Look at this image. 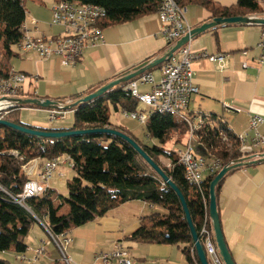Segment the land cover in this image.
Here are the masks:
<instances>
[{
    "label": "crops",
    "instance_id": "obj_1",
    "mask_svg": "<svg viewBox=\"0 0 264 264\" xmlns=\"http://www.w3.org/2000/svg\"><path fill=\"white\" fill-rule=\"evenodd\" d=\"M28 1L25 25L31 35L56 36L63 32V27L51 23L52 5L56 0H32L29 4ZM214 1L224 6L237 2ZM262 4L264 6V1ZM250 15L264 16V13ZM32 17L37 19V24L32 23ZM187 19L194 28L210 21L212 12L201 5L190 4ZM160 30L161 21L156 11L130 21L104 26V40L99 45L86 47L76 65H62L58 56L41 57L35 50L22 53L19 46H16L8 66L28 75L24 97L70 103L132 71L142 62L167 52L172 46ZM263 31L260 24L219 25L203 31L190 41L192 52L198 54L193 66L194 82L199 92L192 97L187 115L193 114L198 119L215 115L217 122L223 121L237 136L243 135L246 138L243 132L252 133L249 128L251 116L259 114L264 117V62H258ZM211 55H223L224 59L213 61ZM2 56L3 51L0 50ZM244 62L249 66L244 67ZM161 65L151 70L157 80L161 76ZM139 90L149 92L151 85H140ZM139 104L137 110H148L143 103L145 108L140 109ZM227 105L241 110L228 109ZM50 109L22 106L14 111V117L39 128L70 125H51ZM60 120L63 119L54 122ZM112 126L138 139L127 128L115 123ZM259 130L264 134V123ZM243 146L242 151L249 154L250 147L246 142ZM183 147L179 146L178 150ZM218 208L222 229L236 264H264V161L248 162L225 175L218 196ZM159 210L163 209L143 200L127 201L73 228L72 241L67 246L71 264H98L95 253L111 250L117 241H121L130 251L133 264H199L196 259H187L182 250L183 245L149 243L128 238L139 227L143 216ZM27 237H30L26 241L30 248L48 241L44 222L38 220ZM10 252L15 263L20 264L16 253L12 250ZM27 254L33 256L34 253L29 250ZM35 264L65 263L58 248L49 244L46 253Z\"/></svg>",
    "mask_w": 264,
    "mask_h": 264
},
{
    "label": "trees",
    "instance_id": "obj_2",
    "mask_svg": "<svg viewBox=\"0 0 264 264\" xmlns=\"http://www.w3.org/2000/svg\"><path fill=\"white\" fill-rule=\"evenodd\" d=\"M27 0H0V41L3 42V56L0 57V76L8 74V61L14 55L23 36ZM59 1V0H56ZM92 3L103 6L107 19L101 26L126 22L142 15L158 11L161 0H67ZM181 5L198 4L212 12L214 17H231L264 13V0H237L230 6L220 5L214 0H176ZM264 28V25H262ZM160 66V65H158ZM150 69L149 71H151ZM123 82L90 102L74 107L70 125L59 128H39L14 117L15 106L3 118L39 129L72 130L112 126L111 106L119 111H134L140 103ZM146 132L153 144H145L133 138L165 170L181 189L187 201L195 228L203 241V228L214 231L209 213L210 183L220 171L207 173L201 185L192 183L186 177V170L179 163L176 147L185 144L188 121L180 114L149 113ZM189 118V115H187ZM203 119V118H202ZM215 121V122H213ZM196 131L198 146L209 158L221 160L223 166L243 157V145L223 121H216L215 115L205 117ZM113 127V126H112ZM117 128L118 127H114ZM228 139L229 141H226ZM108 141V144L104 142ZM173 147L168 148L167 145ZM232 144V145H231ZM74 162L75 176L68 184L69 194L63 202L69 207L67 213H60L55 199L61 197L52 188L39 196L29 197L25 204L13 197L22 193L29 177L23 165L32 158L52 159L62 155ZM23 157V159H22ZM161 157L170 161V167L163 165ZM225 177V176H224ZM223 179L216 187L217 200ZM132 200H143L163 210L143 216L139 227L128 236L133 240L149 243L183 245L188 260H200L194 247L190 226L181 200L175 190L161 179L156 171L127 141L107 133H90L45 138L30 135L11 127L0 125V252H26V238L32 226L41 220L53 234L82 226L110 209ZM0 264H14L0 257Z\"/></svg>",
    "mask_w": 264,
    "mask_h": 264
},
{
    "label": "built area",
    "instance_id": "obj_3",
    "mask_svg": "<svg viewBox=\"0 0 264 264\" xmlns=\"http://www.w3.org/2000/svg\"><path fill=\"white\" fill-rule=\"evenodd\" d=\"M187 13L188 8L176 0H162V12L159 15L160 33L169 45L173 46L181 37L191 31L192 27L187 19ZM106 19L107 11L101 5L67 0L55 1L52 5L51 23L63 27V32L56 36L34 37L29 33L24 21V32L19 43L20 51L25 53L29 50H35L41 57L58 56L62 65H76L86 47L99 45L104 40V34L96 32V25ZM31 21L33 24L38 22L33 17ZM189 43L182 45L162 63L161 76L158 80L149 70L130 80L127 89L135 99L145 104L148 110L126 111L127 116L142 122L144 114L154 109L185 108L188 110L192 97L199 92L194 82L193 66L198 54L192 52ZM259 46L261 56L258 62L263 63L264 31L261 34ZM210 59L223 61L224 56L211 55ZM243 66L248 67L249 64L244 62ZM27 80L28 75L26 73L14 68H11L7 75L0 76V115L8 113L15 106H20L9 98L24 97ZM143 84L151 85V90L140 92L139 86ZM227 108L241 110L232 105H227ZM71 111L63 108L50 109L49 118L51 121L56 119L69 120L71 119ZM263 123V116L259 114L251 116L249 128L252 133L243 132L246 134V145L250 147L251 152L249 154L243 152L241 159L247 162L264 159V134L259 130ZM187 125L189 129L184 147L178 150L179 163L184 167V170H191V176L197 178L198 185H201L205 174L220 170L223 164L221 160L209 159L204 153H201L198 138L194 136V126H198V118L189 114ZM60 157L42 162L33 159L25 163L23 170L29 180L25 183L22 193L13 198L17 202L25 204L28 195L43 194L49 188L48 181L61 163ZM239 160H234L233 163ZM66 161L74 167V162L69 156ZM60 174L63 175V173ZM44 227L49 235L48 241L35 248L27 247L26 252L18 253L16 258L19 263L35 264L39 257L46 253L47 245L54 244L61 254L62 261L65 264H71L72 259L67 254V246L72 241L71 230H66L61 234H53L46 224ZM202 234V242L209 260L213 264H224L210 229L203 228ZM29 250L33 251V256L27 254ZM95 261L98 264H133L130 251L121 241L115 242L109 251L96 252Z\"/></svg>",
    "mask_w": 264,
    "mask_h": 264
},
{
    "label": "water",
    "instance_id": "obj_4",
    "mask_svg": "<svg viewBox=\"0 0 264 264\" xmlns=\"http://www.w3.org/2000/svg\"><path fill=\"white\" fill-rule=\"evenodd\" d=\"M227 24H260L264 25V16H257V15H237V16H231V17H214L210 21L204 22L201 25L194 27L191 29V31L187 34H185L183 37H181L175 45H173L167 52H165L163 55L156 57L151 60H146L142 62L141 64L137 65L132 71H129L125 73L124 75L113 79L112 81H109L108 83L102 85L95 91L78 98L77 100L70 102V103H64V101H55L52 99H40L37 97H13L9 98V100H12L14 102H17L18 105H35L37 107H43V108H63L66 110H71L74 107L78 106L81 103L90 102L94 100L97 97L102 96L104 93H106L111 88L123 83L127 82L131 79H134L135 77L139 76L140 74L160 65L164 61H166L170 56L173 55V53L180 48L182 45L189 43L196 35L202 33L203 31L219 26V25H227ZM0 125H5L8 127H11L13 129L19 130L21 132L35 135L38 137H45V138H61L65 136H72V135H80V134H90V133H107L116 135L118 137H121L125 141H127L132 147L135 148V150L145 159V161L156 171V173L161 177L163 181H165L167 184H169L177 193L179 196L181 203L183 205L186 219L188 221V224L191 229L193 241H194V247L197 251V255L199 257L201 264H211L208 255L206 253L205 247L203 242L201 241L199 237V233L197 229L195 228L191 214L189 211V207L187 204V201L185 199V196L183 195L181 189L178 187V185L171 179V177L165 172V170L143 149V147L129 134L125 133L124 131L111 127V126H105V127H93V128H85V129H72V130H47V129H39V128H32L28 127L13 121H10L5 118L0 117ZM199 149L201 153H204L201 145H199ZM264 159L259 160H252L249 161L250 163H258L263 162ZM248 162L244 159H240L239 161L223 166L220 171L216 174L214 179L210 183L209 193H210V205H209V213L210 218L212 222V227L214 231V237L215 242L219 251V254L224 262V264H236L233 255L229 249V246L227 244L222 224H221V217L220 212L218 208V200H217V194H216V187L219 184V182L223 179V177L233 169H236L238 167L244 166Z\"/></svg>",
    "mask_w": 264,
    "mask_h": 264
},
{
    "label": "rangeland",
    "instance_id": "obj_5",
    "mask_svg": "<svg viewBox=\"0 0 264 264\" xmlns=\"http://www.w3.org/2000/svg\"><path fill=\"white\" fill-rule=\"evenodd\" d=\"M32 0L28 1V4L31 3ZM0 50H4L3 49V42L0 41ZM141 108H145V106L140 103L139 104ZM111 121L119 126H121L122 128H127L128 130H131V132H133V134L142 142L145 144H153L155 143V140L151 139L148 137L147 132H146V121L148 120V118L150 117L149 112H147L146 114H144V117L142 119V122H140L138 119H134L131 116H127L123 111L119 110H115L113 106H111ZM187 111L183 112V115H187ZM72 115V113H71ZM3 116V114L1 115ZM0 116V117H1ZM3 118V117H1ZM45 118L48 119L49 118L47 116H45ZM70 120V119H69ZM71 121H65V120H60V121H49V123L51 125H63V124H69ZM187 138V137H186ZM186 141V139H185ZM226 141H229L228 139H226ZM104 144H108V141L104 142ZM232 145V144H231ZM168 148L173 147L172 144H168L167 145ZM176 150L179 149V147L175 148ZM61 163L59 164L57 170L54 172V174L52 175V177L50 178V180L48 181V186L49 188H52L56 191V193L58 195H60L61 197H57L55 199V205L59 206L62 202H63V197H67L69 194V188H68V184L72 181L73 177L75 176V170L73 169V167L68 163V161H66L68 159L67 155H62L61 157ZM23 159V157H22ZM37 159L39 162H42L44 160L40 159V158H32L30 159ZM161 162L163 165H167L168 167H170V161L168 158L166 157H161ZM63 173V175H61L60 173ZM36 178V177H34ZM64 203V202H63ZM69 210V207L66 203H64L61 207L59 212L60 213H67ZM30 237L26 238V241H29ZM17 255V254H16ZM0 257L2 258H6L9 261H11L12 263H15V259L13 257L12 252L10 251H6V252H0ZM18 261V260H17ZM19 262V261H18Z\"/></svg>",
    "mask_w": 264,
    "mask_h": 264
},
{
    "label": "bare ground",
    "instance_id": "obj_6",
    "mask_svg": "<svg viewBox=\"0 0 264 264\" xmlns=\"http://www.w3.org/2000/svg\"><path fill=\"white\" fill-rule=\"evenodd\" d=\"M182 6H185V8H188V6L186 5H182ZM160 12H162V0L160 2V6L158 8V15H160ZM96 32L97 33H101V34H104L103 32V27L101 26V23H97L96 25ZM189 109V107H188ZM184 111H187V109L185 108H178V109H154L153 111H150L149 113H154V112H160V113H175V114H180L182 115L183 117H185V119L188 121L189 123V118L187 115H183V112ZM150 115V114H149ZM203 119L202 117L198 119V126H194V136L195 138L196 137V131L198 129H200L201 127V123H202ZM238 139L241 141L242 145L246 142V138L243 136V135H239L238 136ZM234 162V161H233ZM233 162L227 164V165H230V164H233ZM186 177L188 180H190L192 183H195L196 185H198V179L197 178H194L193 176H191V170H186ZM34 196H39V195H28V198L29 197H34ZM22 204V203H21Z\"/></svg>",
    "mask_w": 264,
    "mask_h": 264
}]
</instances>
